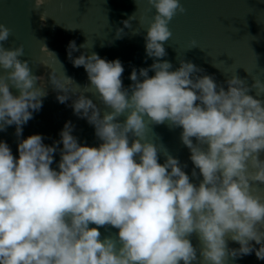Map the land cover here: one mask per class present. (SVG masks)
I'll use <instances>...</instances> for the list:
<instances>
[{"label":"clouds","instance_id":"obj_1","mask_svg":"<svg viewBox=\"0 0 264 264\" xmlns=\"http://www.w3.org/2000/svg\"><path fill=\"white\" fill-rule=\"evenodd\" d=\"M145 2L154 10L144 36L153 62L133 68L127 88L119 59L95 52L74 58L75 41L67 45V58L86 72L85 92L77 94L71 86H81L65 72L49 73L53 89L62 93L59 103L69 93L76 96L73 113L94 128L98 146L78 143L71 122L51 146L40 134L20 139L18 156L0 141V264H228L253 253L264 260V198L253 194L255 184L264 185V83L253 79L249 86L232 75L219 84L178 57L173 70L163 59L169 23L185 8L180 0ZM43 4L34 0L33 11ZM46 18L41 14V21ZM133 18L121 23L130 28ZM145 22L140 17L141 26ZM121 33L118 28L116 39ZM10 35L0 23V132L15 126L19 138L47 92L43 77L20 59L23 45L3 47ZM197 47L190 40L187 50ZM41 51L55 54L45 45ZM149 124L181 129L191 175L163 143L146 138ZM109 226L117 231L102 238L99 229ZM229 241L239 247L229 248Z\"/></svg>","mask_w":264,"mask_h":264},{"label":"water","instance_id":"obj_2","mask_svg":"<svg viewBox=\"0 0 264 264\" xmlns=\"http://www.w3.org/2000/svg\"><path fill=\"white\" fill-rule=\"evenodd\" d=\"M180 2L185 12L177 14L169 23L172 37L165 45L167 56L163 58L172 63L173 70L179 66L178 57L204 70L197 75H211L219 84L232 75L244 79L249 86L254 83L253 79L264 83V0ZM33 3L34 0H0V23L11 29L3 47L8 49L23 45L24 55L20 59L28 60L33 74L43 77L47 95L42 100V108L34 112L33 118L23 126L21 137L15 135V126H9L6 131L0 132V141L6 142L12 154L18 156L20 139L40 134L44 137L43 143L51 146L54 141L60 140L59 133L65 123L71 122L74 126L72 135L78 143L98 146L100 141L94 135V128L73 113L70 105L76 96L69 93L71 98L65 104L57 101V95L62 93L50 84V70L58 77L65 72L81 86H71L77 94L85 92L84 86L89 83L86 72L83 67H73L67 58V45L75 41L79 50L73 52L74 58L81 53L90 55L95 52L108 61L119 59L124 67L123 85L127 88L132 83L129 80L132 69L147 68L153 62L152 58L146 57L144 36L147 21L151 20L154 10L145 0H138L137 4L135 0H44L38 11H33ZM41 14L47 17L44 21L40 19ZM133 14L130 28H125L121 22ZM142 16L146 21L143 26L139 23ZM118 28L123 29V33L121 38L116 39ZM136 32L139 34L134 35ZM190 40H195L198 47L187 50ZM81 44L84 48H80ZM42 45L55 54L42 52ZM153 74L149 72V76ZM12 91L14 95L18 94L15 89ZM249 94L255 96V90ZM85 95L93 99L102 112L107 110L91 92ZM259 98L264 100V95ZM180 131L179 128L170 130L166 124L152 129L149 124L146 138L158 146L163 143L171 155L187 165L183 170L191 175L193 165L189 160V150L179 139ZM59 147L62 148V145ZM59 159L57 152L51 167L55 169ZM159 162H164L163 156ZM192 182L198 181L193 179ZM254 188L253 194L264 198V185L255 184ZM99 231L103 238L117 230L109 226ZM191 240L194 246H198L195 235ZM228 246L239 247L232 241L228 242ZM228 264H264V260H258L253 253L235 260L230 258Z\"/></svg>","mask_w":264,"mask_h":264}]
</instances>
